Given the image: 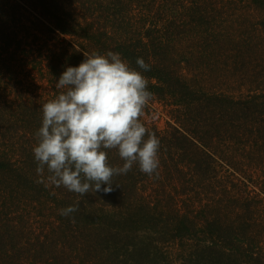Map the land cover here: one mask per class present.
<instances>
[{"label": "trees", "instance_id": "16d2710c", "mask_svg": "<svg viewBox=\"0 0 264 264\" xmlns=\"http://www.w3.org/2000/svg\"><path fill=\"white\" fill-rule=\"evenodd\" d=\"M108 51L150 65L159 174L41 182L40 107ZM0 264H264V0H0Z\"/></svg>", "mask_w": 264, "mask_h": 264}, {"label": "clouds", "instance_id": "9594fccd", "mask_svg": "<svg viewBox=\"0 0 264 264\" xmlns=\"http://www.w3.org/2000/svg\"><path fill=\"white\" fill-rule=\"evenodd\" d=\"M76 67H66L56 89L64 91L44 103L33 147L36 172L44 182L70 192L110 193L114 175L127 174L134 164L142 173L158 175L160 139L148 132L140 117L153 93L143 72L142 57L133 68L118 52H93ZM108 149H117L122 166L108 163ZM47 186V185H46ZM78 206L59 210L67 217Z\"/></svg>", "mask_w": 264, "mask_h": 264}, {"label": "rangeland", "instance_id": "374dc122", "mask_svg": "<svg viewBox=\"0 0 264 264\" xmlns=\"http://www.w3.org/2000/svg\"><path fill=\"white\" fill-rule=\"evenodd\" d=\"M161 125H163V124H161Z\"/></svg>", "mask_w": 264, "mask_h": 264}]
</instances>
